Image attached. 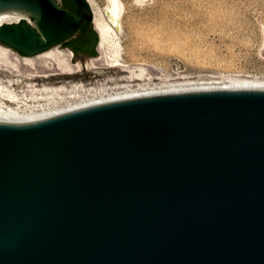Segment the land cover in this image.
Here are the masks:
<instances>
[{
	"label": "water",
	"instance_id": "obj_1",
	"mask_svg": "<svg viewBox=\"0 0 264 264\" xmlns=\"http://www.w3.org/2000/svg\"><path fill=\"white\" fill-rule=\"evenodd\" d=\"M87 2L0 0L34 20L3 24L0 44L63 47L86 19L96 31ZM0 264H264V90L0 122Z\"/></svg>",
	"mask_w": 264,
	"mask_h": 264
},
{
	"label": "bare ground",
	"instance_id": "obj_2",
	"mask_svg": "<svg viewBox=\"0 0 264 264\" xmlns=\"http://www.w3.org/2000/svg\"><path fill=\"white\" fill-rule=\"evenodd\" d=\"M88 1L92 6L94 26L100 37L99 54L96 57H86L85 60H78L74 63L72 51L67 52L56 48V46L34 57H23L0 44V122L31 124L96 105L152 96L208 91L264 90V78L251 76H233L222 79L220 77V80L208 81L182 80L183 82L161 83L160 85L155 84V86L144 83L109 88L110 86L101 84L87 88L84 83L70 79V76L83 69H100L101 66L97 65L96 60L107 65V68H119L120 71L126 72L125 81L127 83L133 80L144 81L149 76L144 69L138 70L128 65L123 57L124 1L107 0L103 8L96 7L92 0ZM169 1L171 4V0ZM215 1L177 0L178 3L175 7H178V13L184 14L191 24L198 21L213 23L207 27V31L216 33L217 29H221L216 23H221L226 17L222 16L219 9L214 7ZM163 6L162 0L155 4L154 8L158 15L176 13V9H166L167 6ZM106 12L113 23L117 25V29L106 19ZM27 17L29 16L25 13L17 11L2 12L0 13V27L5 23H17ZM225 27L228 30L221 29L222 32H234L237 36L243 32L240 26L235 23L227 24ZM260 53L264 56V23L262 24ZM5 72L25 77L27 90L23 92L15 90L14 87L19 85L21 80L16 77V79H4ZM60 76L62 79L55 84L36 82V80H53Z\"/></svg>",
	"mask_w": 264,
	"mask_h": 264
},
{
	"label": "rangeland",
	"instance_id": "obj_3",
	"mask_svg": "<svg viewBox=\"0 0 264 264\" xmlns=\"http://www.w3.org/2000/svg\"><path fill=\"white\" fill-rule=\"evenodd\" d=\"M58 1L61 3V0ZM92 1L98 8H103L107 3V0ZM123 1L125 3L123 57L134 69H144L145 73L149 74L148 79L127 83L126 72L120 71L119 68H107V65L97 60L96 63L101 66L100 69H83L70 76V79L84 83L87 88L101 84L111 88L128 84L145 83L155 86V84L188 80H220L233 76L264 78V56L260 53L264 0H216L214 2V7L226 17L221 23H216L218 27L227 31L225 26L235 23L243 31L238 36L234 32H222L221 29H217L216 33L208 32L207 27L213 25L209 21L189 23L184 14L178 13V7H175L177 0H171V4L169 0H162L163 5L167 6L166 9H176V13L171 15L156 13L154 6L161 0ZM22 19L34 23L31 17ZM60 46L56 48L70 52L67 48ZM71 53L73 59L75 53ZM85 59L86 57L77 56L76 62ZM10 73L5 72L4 79L21 80L14 89L19 92L26 91V78ZM61 77L45 81L36 80V82L55 84L62 79Z\"/></svg>",
	"mask_w": 264,
	"mask_h": 264
},
{
	"label": "trees",
	"instance_id": "obj_4",
	"mask_svg": "<svg viewBox=\"0 0 264 264\" xmlns=\"http://www.w3.org/2000/svg\"><path fill=\"white\" fill-rule=\"evenodd\" d=\"M81 3L88 4L87 0H61V4L64 8H67L70 11L77 13V14H78L79 8L81 6ZM88 31H91L93 34L94 51L92 52L91 56H97V52H96L95 48H96V45L98 43L99 37H98V33L93 28L92 19H89V20L86 19L84 21V23L82 24V26H81V28L77 34H83V33H86ZM71 44H72V39H69V40L63 42L62 46L70 48ZM20 53H22V52H20ZM74 53H75V51H74Z\"/></svg>",
	"mask_w": 264,
	"mask_h": 264
},
{
	"label": "flooded vegetation",
	"instance_id": "obj_5",
	"mask_svg": "<svg viewBox=\"0 0 264 264\" xmlns=\"http://www.w3.org/2000/svg\"><path fill=\"white\" fill-rule=\"evenodd\" d=\"M70 46L75 51V54L81 57L91 56L94 51L93 39L87 41L76 40Z\"/></svg>",
	"mask_w": 264,
	"mask_h": 264
},
{
	"label": "crops",
	"instance_id": "obj_6",
	"mask_svg": "<svg viewBox=\"0 0 264 264\" xmlns=\"http://www.w3.org/2000/svg\"><path fill=\"white\" fill-rule=\"evenodd\" d=\"M77 33H78V32H77ZM77 33H76L74 36H72L70 39H74V38H76L77 35H78ZM68 40H69V39H68Z\"/></svg>",
	"mask_w": 264,
	"mask_h": 264
},
{
	"label": "built area",
	"instance_id": "obj_7",
	"mask_svg": "<svg viewBox=\"0 0 264 264\" xmlns=\"http://www.w3.org/2000/svg\"><path fill=\"white\" fill-rule=\"evenodd\" d=\"M31 24H33V23H31Z\"/></svg>",
	"mask_w": 264,
	"mask_h": 264
}]
</instances>
